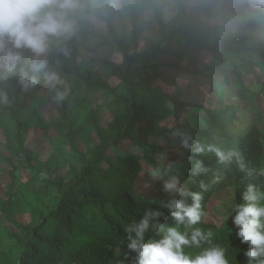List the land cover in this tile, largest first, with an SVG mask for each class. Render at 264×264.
Listing matches in <instances>:
<instances>
[{"label": "rangeland", "instance_id": "1", "mask_svg": "<svg viewBox=\"0 0 264 264\" xmlns=\"http://www.w3.org/2000/svg\"><path fill=\"white\" fill-rule=\"evenodd\" d=\"M181 1L189 10H194L201 1L212 9L220 7L226 0ZM227 1L231 8L249 13L244 0ZM126 2L141 7L124 16H112L111 24L121 38L130 39L136 34L139 51L161 40L159 20L170 25L177 15L176 4L172 0ZM153 5L158 6L156 11ZM195 18L196 23L213 38L228 36L235 40L236 52L230 54L227 62H222L209 50L201 51L174 41L171 44L173 52L162 60L184 70L170 64L160 66L155 85L178 99L199 102L209 109H216L220 104L238 108L235 138L211 137L220 149L238 153L237 157L224 163L216 157L221 179L208 204L205 223L200 226L204 232L213 233L210 243L220 246L229 237L228 223L233 222L235 216L236 171L245 149L244 138L254 126L259 127L264 135V17H260L259 23L253 27L248 17L239 14L221 15L214 19L196 12ZM244 40L261 47L253 52H238ZM126 67L125 56L111 43L109 26L102 22L73 43L70 59L61 58L62 78L71 89L64 100L66 109L61 102H54L43 86L35 99L24 101L26 107L18 112L17 121L9 111L13 107H0V264H98L94 256L86 254L91 251V241L96 238L108 241L101 250L106 264H130L119 249V243L109 242L113 230L99 218L97 195L102 189L112 186L103 178L109 170L108 165L101 163L98 167L89 168L88 175L79 178L84 171L80 153L87 154L100 145L92 122H98L105 135L109 136L110 124L124 108L111 88L124 92L121 79L114 71L117 68L125 70ZM9 91L14 102L18 99L17 104H22L24 92L18 87ZM170 106L175 108L172 103ZM186 124L205 128L206 113L199 108L188 107L160 121L155 117L136 120L130 129L132 136L140 138L141 130L150 127L147 134L149 144L140 148L135 141L122 140L115 147L108 148V157L134 158L137 168L133 171V196L155 199L161 187L170 193L164 186V182L172 177L167 174V169L171 165H179L184 158L182 138L186 130L182 127ZM167 127L174 128L173 135H152ZM1 128L8 132L15 147L18 131L26 137V149L39 162L35 170L8 150ZM113 163L119 167L116 160ZM156 168L161 171L159 177L152 175ZM180 187L188 192L184 184L180 183ZM67 195H75L80 201L78 212L74 213L70 206L64 207L60 203ZM170 226L176 224L167 227ZM179 228L191 238L188 226L180 224ZM32 234L37 242L35 252L28 250L25 253ZM207 247L209 243L203 242L200 248L185 246L184 251L194 255Z\"/></svg>", "mask_w": 264, "mask_h": 264}, {"label": "trees", "instance_id": "2", "mask_svg": "<svg viewBox=\"0 0 264 264\" xmlns=\"http://www.w3.org/2000/svg\"><path fill=\"white\" fill-rule=\"evenodd\" d=\"M176 4L177 15L173 19V23L168 25L162 20H159L160 31L162 38L155 45L149 46L146 49L139 51V39L134 34L130 39L119 37L114 31L111 18L106 21L109 26L111 35V43L125 56L127 67L125 70L121 68L115 69L116 75L121 79L124 86V92L118 89L111 88L118 100L124 105L121 113H119L114 121L109 126V136L105 135L99 123L92 122L93 130L95 131L100 145L89 153H80L84 164V171L80 175V179L85 178L89 168L98 167L101 163H106L109 167L106 175L103 178L111 182L110 188H104L98 193L97 201L99 203V218L102 223L109 229L113 230L110 243H119L121 249L130 264H137L136 254L128 248V227L139 223L146 214L150 212H158L160 215L152 221V224H158L160 227L153 230L150 226L149 231L145 234L146 242L162 239L168 225L176 224L168 207L166 206L172 199H181L186 204L193 203L191 193H200L201 220L199 223L189 224L187 219L182 223L189 227V232L200 228L205 223L208 216V204L213 198V195L220 183L221 174L216 166V154L210 151L195 153L191 148L184 147V158L179 165H171L167 169V174L176 176L179 182L186 188L188 192L185 195H172L167 193L162 187L160 194L155 199H147L146 197H135L131 194V188L135 180L133 171L137 168L134 158H123L115 156V158L107 156V150L110 147H115L122 140H132L140 147L144 148L149 144L148 133L150 127H145L141 130L140 138H134L130 131L134 121L142 118H157L166 119L172 114H178L188 107L199 108L206 113V127L198 129L190 124H186L182 128L186 130L185 136H190L191 144L200 143L207 149L208 145L218 147V144L211 141L212 136H220L225 139H234L235 120L238 113V108L235 106H227L220 104L216 109H209L204 104L199 102L184 101L178 99L163 87L155 85L159 78L158 68L160 66H168L170 63L164 62L162 57L173 52L172 45L174 41L182 42L186 46L195 47L201 51H211L215 58L227 62L230 54L236 52V42L228 36L212 37L210 33L201 25L196 23L195 13L198 12L209 18H218L221 15L230 16L239 14L249 18L250 26L253 27L259 23L260 17L253 16L250 12L244 13V10H236L231 8L230 2L225 1L217 8H207L203 1L194 10H189L186 5H183L181 0H172ZM156 11V10H155ZM136 25V24H135ZM136 29V28H135ZM242 40V39H241ZM261 45L254 43L250 44L247 40L241 42L238 52H253L260 49ZM161 58V59H160ZM178 70L179 65L170 64ZM108 86V85H105ZM110 88V87H108ZM41 89L37 87L24 92V100L22 104H17L20 100L11 99L9 109L14 121H17L18 112L25 109V100L35 99L37 93ZM49 96L51 94L49 93ZM52 97V96H51ZM15 103V104H14ZM172 103L175 108L170 106ZM63 109H66L65 101L61 102ZM16 106V109L14 108ZM0 107H3L0 105ZM8 109V108H7ZM4 131L5 138L8 142V150L14 155L20 157L30 169L35 170L39 162L34 158L32 153L26 149V137L19 131L16 133L17 146L11 144L8 132ZM174 128H164L162 131H155L154 136H163L165 134L173 135ZM184 136V137H185ZM245 149L240 159L243 161V170L238 163L236 171V197L237 206L243 204V193L249 183L255 184L260 188H264V175L260 173V169L264 165V135L259 127L254 126L247 137L244 138ZM113 160H116L119 167L116 168ZM201 163L207 169L206 173L196 172V164ZM203 183L205 188L201 189L200 184ZM60 203L64 207H71L72 212H78L80 201L75 195H67L65 200ZM8 208H6L7 210ZM235 211V214H236ZM229 237L220 246L226 250V257L230 260V264H248V258L245 252L249 245L242 243L238 236V228L233 222L228 223ZM35 235L28 239L25 246L26 251L35 252L36 246ZM108 241L106 239H93L91 241V251L87 252V256L95 257L98 264H106V261L101 257V250ZM96 254V256H95ZM85 258V256H82ZM77 262V261H76Z\"/></svg>", "mask_w": 264, "mask_h": 264}, {"label": "clouds", "instance_id": "3", "mask_svg": "<svg viewBox=\"0 0 264 264\" xmlns=\"http://www.w3.org/2000/svg\"><path fill=\"white\" fill-rule=\"evenodd\" d=\"M249 12L255 17H264V0H244ZM140 5L126 0H0V105L11 103L9 89L18 87L22 92L43 86L56 103L70 95V86L63 80L61 58L70 59L73 43L86 31L106 22L114 15L124 16ZM157 10V5H153ZM179 135V133H177ZM185 136V148L195 153L214 152L221 163L238 156L234 150H222L214 145L207 149L200 143L191 144ZM243 170V161H238ZM196 172L206 173L201 163ZM264 175V168L260 169ZM153 177L161 176L156 168ZM165 189L180 196L185 195L178 177L164 182ZM200 188H205L203 183ZM193 203L172 199L166 206L176 221V226L167 227L162 239L146 242L145 234L160 213L150 212L139 222L128 227V248L136 254L137 264H229L226 250L210 243L213 233L194 229L191 238L182 232L179 225L186 219L195 225L201 220L200 193H191ZM243 204L237 206L233 223L238 228L242 243L249 244L245 255L248 264H264V188L249 183L243 193ZM203 242L209 247L198 254H188L185 246L200 248Z\"/></svg>", "mask_w": 264, "mask_h": 264}]
</instances>
